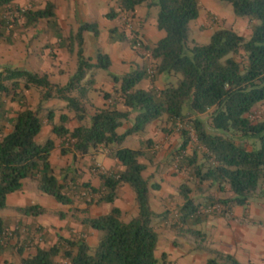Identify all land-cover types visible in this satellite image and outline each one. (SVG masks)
Masks as SVG:
<instances>
[{
    "label": "trees",
    "instance_id": "obj_1",
    "mask_svg": "<svg viewBox=\"0 0 264 264\" xmlns=\"http://www.w3.org/2000/svg\"><path fill=\"white\" fill-rule=\"evenodd\" d=\"M227 1L235 17L246 19L249 35L220 26L210 32L207 42L197 43L189 40V23L198 16V0H116L115 9L105 14L107 19L119 16L125 24L137 5H154V25L163 36L149 43L137 31L131 30L128 35L117 26L108 29L109 42L126 41L144 60L119 76L106 74L113 82L112 90L100 92L104 103L87 116L84 102L94 89L95 71H107L110 65L107 54L99 50L94 63L84 55L82 32L96 36L97 24L81 21L74 31L63 36L53 2L21 8L14 0H0V40H10L20 19L19 26L23 28L42 23L51 30L56 46L75 56L74 70L64 84L51 82L44 73L0 64V211L8 209L31 217L46 212L37 204L6 205V195L19 191L25 180L35 191L60 204H71L75 194H83L86 203H111L125 184L133 193L136 208L135 215L127 221L121 220L122 212L114 206L97 216L82 214V229L97 233L92 246L81 233L68 238L57 236L49 247H38L32 232H20L21 224L10 230L8 221L0 216V250L16 246L19 264H55L56 258L62 264H157L154 252L158 233L152 220L158 217L159 222H164L168 212L154 214L150 210L149 189H156L157 184L142 176L146 163L140 160L151 161L155 144L144 138L136 148L119 147L126 135L141 137L155 121L165 134L177 131L179 142L169 153L170 161L176 162L177 169H185L190 181L182 182L178 188L181 202L168 224L175 235L199 237L193 226L206 216L228 215L233 206H246L264 190V116H252L253 108L264 100V0ZM160 74L175 80L165 82L161 88L152 84L147 88L138 86L141 79L152 83ZM29 89L39 92L34 105L26 101L24 92ZM53 99L63 102L64 109L77 122L75 127L65 126L66 114H60L57 122L52 120L54 107L45 104ZM7 101L17 106L13 116H9ZM130 114L131 124L118 133L116 128ZM85 118L87 124L82 123ZM44 124L60 140L59 153L70 155L71 161L102 149L119 167L102 171L92 166L99 178L96 188L78 184L70 167L55 175L48 160L52 140H35ZM188 130L193 132L195 143L185 154L190 141ZM207 190L220 195L203 196ZM203 203L217 204L220 209L204 214L199 209ZM55 213L64 216L60 211ZM12 237H16L14 244L9 243ZM195 246L208 254L205 264H241L231 254L201 242ZM25 247H32L34 253L22 256ZM160 257L163 259L164 254Z\"/></svg>",
    "mask_w": 264,
    "mask_h": 264
},
{
    "label": "crops",
    "instance_id": "obj_2",
    "mask_svg": "<svg viewBox=\"0 0 264 264\" xmlns=\"http://www.w3.org/2000/svg\"><path fill=\"white\" fill-rule=\"evenodd\" d=\"M22 1L23 0H14L17 4H20ZM45 1H51L54 3L55 14L59 17V27L65 32V34L68 32V23L72 24V21L73 26H75L72 27L73 29H75L76 25L81 22V19L85 20V22H95L97 24V28H99L97 35L94 36L88 33L86 36L87 43L83 40L84 55L88 57L90 62H95L96 52L100 49L103 53L107 54L110 66H113L115 70L122 74L143 63V57L131 49L126 41L109 42L107 40L108 29L116 25H114L112 20L104 19L102 17L106 6L105 0ZM66 1L69 3L70 7L68 15L71 22L68 23L65 22L68 19V16L65 17L67 12L63 13L64 9L68 6ZM112 1L113 6H115L116 0ZM43 4L39 7H42ZM93 7L98 9L100 16L99 20H90V18H93ZM206 9L215 13L214 10H211L207 6ZM200 12L201 10L198 12V16L194 20L193 26L198 20ZM78 16L79 19H76ZM237 18H239V20H237ZM130 19H132L134 23H138L137 30H139V34H141L147 42L153 43L163 36V33L161 34L162 31L155 28V19L152 17V14L149 13V6L146 3L137 5L133 10ZM231 19L237 26H241L242 23L246 22L244 19L241 20L240 17L234 16V18ZM117 27L123 29L124 25L120 23ZM239 29L240 28L236 30L232 27L233 31L242 36L246 37L249 35V29H244L243 33H241ZM209 34L210 31L206 36H209ZM53 51L56 55L55 68L53 69V67H48L47 65L42 69L41 73L46 74L49 80L50 78H53V76H57L56 78L58 81L54 83L64 84L65 82L60 80V78L66 76L67 72H70L69 70H74V67L71 68L72 66L70 67L67 65V63H69V65L73 64V56L63 48L54 47ZM97 71L98 70H96L95 73ZM55 72H57L58 75ZM164 76V74L157 75L152 83H150L147 78L141 79L138 86L140 88H147L152 84L156 88H161L166 82ZM94 80V89L88 93V101L84 102L87 116L92 114L95 107L101 106L104 103L100 92H109L112 90L113 86V82L104 75L100 76L99 74V76H97L94 74ZM45 106L54 107L52 116L54 122L58 121L60 114H66L68 120L65 123V126L68 129H72L77 125V122L71 118V113L64 109L63 102L53 99L46 102ZM85 121L86 118L82 122L85 123ZM158 126L159 122H152L147 126L146 132L143 136L140 137L136 134H132L131 136L136 141V146H138L139 140L144 138L152 140L155 145L160 142L159 145L162 146L163 152L167 150L166 152L169 154L173 149V146H175V140L172 139L176 137V133H174L173 129L165 134L158 128ZM168 137H170V140H168ZM46 138H50L53 142V148L49 153L48 160L53 167V173L55 175L59 174L60 169L70 167L74 170L75 176H77L78 184L86 183L96 188L99 186V178L91 169L92 166H98L102 171L119 167L116 161L102 149L85 154L75 161H71V156L68 154L61 155L59 153L60 140L50 133L48 124H44L35 137L37 141L45 140ZM140 160L141 162L146 163L144 169L146 170V178L148 177V179L151 180L155 175V169L157 170V168L150 167L144 159ZM156 172L159 176V182L154 181V183L157 184L156 189H149V207L154 214H159L173 204L174 201L172 198H176L177 195V189L173 184L178 180V176L176 175L172 177L171 179L173 182H171V179L166 176L164 171L163 173H160L159 170ZM82 195L83 194L73 195L71 204H60L52 197L35 192L32 184L28 180H25L19 191L6 195V205L23 206L27 205L30 200H35L34 204L43 207L46 209V212L31 217L15 215L11 210L5 209L0 211V216L8 221L10 228L17 224H21L20 232L22 233L24 229L25 234L27 232L33 233L34 230H37L34 235L41 236L40 241H37L38 247H49L56 241L57 236L68 238L81 233L86 239V242L91 245L95 244L97 233L91 229H82L79 223V218L82 214L97 216L106 213L112 206L117 207L123 212L133 203V193L125 184L120 186L117 197L111 203H94L93 201L86 203ZM171 208H173V205ZM55 210L62 212V214L64 213V216L62 218L59 217V215L54 212ZM193 228L199 231L200 236L195 239L194 237L192 239L190 238V240L188 236L181 240L180 236L171 232H168L165 237L159 236L158 234L154 252L156 258H158V252L160 255L161 253L164 254L165 262L167 261L169 264H205L208 254L201 249L198 250L195 248V241L198 240V242L205 244L207 247H211V249L231 254L241 264H264V200H250L246 206H233L228 215H208L198 224L194 225ZM21 238L22 234L19 235L20 240ZM34 240L36 241V238H34ZM185 241H188L190 245L188 246ZM15 242L16 237L9 239L10 244H14ZM16 248L17 247L15 246L13 248L8 247L1 249L0 264H19V255ZM33 253L34 249L32 247H25L21 252V255L28 256ZM62 263L63 261L61 259H55V264Z\"/></svg>",
    "mask_w": 264,
    "mask_h": 264
},
{
    "label": "rangeland",
    "instance_id": "obj_3",
    "mask_svg": "<svg viewBox=\"0 0 264 264\" xmlns=\"http://www.w3.org/2000/svg\"><path fill=\"white\" fill-rule=\"evenodd\" d=\"M44 1L45 0H23L18 5L21 8L27 7L29 5L30 6L34 5L36 7H39L43 4ZM105 2H106V6H105V11H104L102 17L104 19H107L105 17V14L111 8L115 9V6H113L112 0H105ZM198 2H199L198 3L199 11L201 10V12H200L199 18L195 22L194 26H193L194 21H191L189 23V26H190L189 40H193L197 43H205L208 40V36H206L207 33L209 31L211 32L214 28L220 27V26L229 27L231 29L233 27V29H236V30L238 28H240L239 30L241 31V33H243L244 29H248L247 22L242 23L241 26H237L235 24V22H233V20L231 18H234V15L231 13V7H230V4L227 0H198ZM67 4H68V6H67V8L64 9L63 13L67 12L65 17L68 16V19L65 22L68 23L71 21H70L69 15H68V12L70 11L69 10L70 9L69 3L67 2ZM206 6L209 7L211 10H214L215 13L210 12L209 9L207 10ZM92 9L94 10L93 11V18H90V20H95V19L99 20L100 16L98 13V9L94 8V7ZM156 12H157L156 6H154V5L149 6V13L152 14V17L154 19H155ZM55 16H56V23L59 27V23H58L59 17L56 14H55ZM240 18H241V20L244 19L246 21L245 18H243V17H240ZM76 19H79V16ZM237 20H239V18H237ZM80 21H85V20L81 19ZM112 22L116 26H118L120 23H122L119 16H116L114 19H112ZM127 22L128 23L123 24L124 25L123 29L126 31V34L129 35L131 30L133 32L137 31L139 33V30H137V28H138L137 22L134 23L132 21V19H129V21H127ZM20 23H21V19L19 20L18 26H14V28L11 32V36H10L9 41L0 40V64L1 65L7 64V65H11V66H16L19 68H25V69L31 70L32 72H36V73H41L42 69L45 68L47 65H48V67H53V69H54L55 65H56L55 64L56 55L54 54L53 48L57 47V46H56V39L52 35L51 30L47 29V27H45V25L42 23H38L37 26L34 28H23V27L19 26ZM72 27H75V26H73V21H72V24L68 23V25H67L68 30L67 31L69 32V30H75L76 29V28L73 29ZM76 27H77V25H76ZM98 30H99V28H98ZM60 32L63 36L65 35V32L62 31L61 29H60ZM88 33H90L92 35V33L89 31L82 32L83 40L86 43H87L86 36ZM162 33L163 32H161V34ZM98 50L101 51L100 49H98ZM71 55L73 56L72 57L73 58V64L69 65V63H67V65L70 67L72 66L71 68H73V67H75V56H74V54H71ZM69 71L70 72H67V75L64 76L63 78H60V80H62L63 82H66L67 78L73 72V70H69ZM55 73H57V72H55ZM108 73L118 75V76L122 74L121 72H118L117 70H115V68L113 66L108 67L107 71L98 70L95 74L97 76H99V74H100V76L104 75L108 78V76L106 75ZM57 75H58V73H57ZM56 77L57 76H53V78H50V80L52 82H57L58 79ZM164 79L166 82L167 81H174L175 77L165 75ZM24 94L26 97V101H28V103L30 105H34L35 102L37 101V98L39 97V92L35 89L26 90L24 92ZM6 107L10 108L9 116H13L14 110L17 108L16 104L13 102L7 101ZM252 116L255 118L264 116V100L261 103L257 104L253 108ZM132 119H133V114H130L128 119L124 120L122 122V124L116 128V131L118 133L123 132L125 130V128L130 125V123L132 122ZM82 123H84V122H82ZM87 123H88V119L86 118L85 124H87ZM173 131H174V133H176V137L174 139H172V140H175L174 141L175 146H173V148H174L177 146V144L179 142V138L177 137V135H178L177 131L176 130H173ZM188 135H189L190 141L184 150L185 154H189L191 152V149L195 143V136L191 130H188ZM169 138L170 137H168V140H170ZM35 140L37 141V139H35ZM43 141L44 140H38L37 142L41 143ZM135 142L136 141L133 139V137L131 135H126L122 139L119 146L136 148L137 146H136ZM159 144H160V142H158L155 145L156 147H154V149H153V156H152L151 161H146L145 159L144 160L149 164L150 167L157 168V170H159L160 173H163V171H164L166 173V176L169 177L170 179L177 175L178 180L175 181L173 185H175V187L177 189L176 192L178 194V188L182 182H186L187 184H190V181L187 180L188 177H187L186 170L185 169H180V170L177 169L175 166L176 162L170 161V154H167V152H166L167 150L165 152H163V148ZM95 167H98V166H95ZM157 170L155 169V175L151 178V180L148 179L149 183H154V181L159 182V176L156 174ZM147 172H148V170H147ZM142 176L144 178H146V176H147L146 170H143ZM171 182H173L172 179H171ZM35 192H37V191H35ZM37 193H39V192H37ZM206 195L219 196L220 194L215 193L213 190H207L206 192H204L203 196H206ZM45 196H48V195H45ZM49 197H51V196H49ZM256 199L261 200V201L264 200V190H262L261 193L257 192L256 195L253 196V198H251L250 200L256 201ZM172 200L171 201L173 202V204H171L170 207L165 209V211L168 212V215L166 216L165 221L159 222L158 217H154L152 220L153 227L157 231L159 236L165 237V235L168 232L174 233L173 230L168 227V224H170V222H172V220L175 218L176 207H177V204H179L181 202V199L178 197V195H176V198H172ZM34 203H35V200H30L29 203H27V205H31ZM172 205H173V208H171ZM212 205H214V204H211L209 206H212ZM207 206L208 205H204V203H203V205H201L199 208L200 212H202L204 214H213L214 212L218 211V210L212 209L208 212H205L204 209ZM55 211H57V210H55ZM13 213L15 215H17L15 212H13ZM135 213H136V208H135L134 204L132 203L128 208H126L125 211H123L121 213V220L127 221L132 216H134ZM10 230H13V227L10 228ZM34 233H32V235H34ZM34 237L36 238V240L38 242L40 241L41 236L36 235ZM180 238H181V240L184 239L183 237H180ZM188 238L190 240L191 237H188ZM159 242H160V238H159ZM185 242L188 244V246L190 245L188 241H185ZM195 242L197 244L198 240H196ZM92 245H94V244H91V246ZM209 248H211V247H209ZM157 257H158L157 258L158 259L157 264H169V262H167V261L165 262V257L163 259H161L160 254L158 252H157Z\"/></svg>",
    "mask_w": 264,
    "mask_h": 264
},
{
    "label": "built area",
    "instance_id": "obj_4",
    "mask_svg": "<svg viewBox=\"0 0 264 264\" xmlns=\"http://www.w3.org/2000/svg\"><path fill=\"white\" fill-rule=\"evenodd\" d=\"M136 45H138V42H136ZM146 71H147L148 74L151 73V70H150L149 67L146 69ZM212 209H213V210H219V209H220V206L217 205V204H214V205H212V206H207V207L204 209V211H205V212H208V211H210V210H212Z\"/></svg>",
    "mask_w": 264,
    "mask_h": 264
}]
</instances>
